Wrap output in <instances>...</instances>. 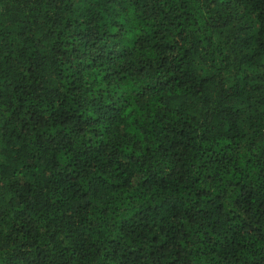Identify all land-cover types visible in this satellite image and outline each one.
Listing matches in <instances>:
<instances>
[{
  "label": "trees",
  "instance_id": "trees-1",
  "mask_svg": "<svg viewBox=\"0 0 264 264\" xmlns=\"http://www.w3.org/2000/svg\"><path fill=\"white\" fill-rule=\"evenodd\" d=\"M0 264H264V0H0Z\"/></svg>",
  "mask_w": 264,
  "mask_h": 264
}]
</instances>
